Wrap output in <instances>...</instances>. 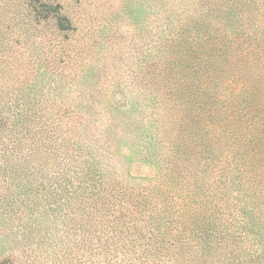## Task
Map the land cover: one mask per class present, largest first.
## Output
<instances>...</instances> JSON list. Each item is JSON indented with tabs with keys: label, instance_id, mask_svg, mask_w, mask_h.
<instances>
[{
	"label": "trees",
	"instance_id": "obj_1",
	"mask_svg": "<svg viewBox=\"0 0 264 264\" xmlns=\"http://www.w3.org/2000/svg\"><path fill=\"white\" fill-rule=\"evenodd\" d=\"M55 4V28L68 29L57 19L72 18ZM165 24L155 70L142 69L153 108L133 119L136 143L116 148L125 174L93 149L83 114H62L25 75L11 80L0 55V178L28 207L31 193L53 191L80 231H126L124 248L148 257L264 264V38ZM8 39L0 37L4 52ZM133 160L153 175H133Z\"/></svg>",
	"mask_w": 264,
	"mask_h": 264
},
{
	"label": "rangeland",
	"instance_id": "obj_2",
	"mask_svg": "<svg viewBox=\"0 0 264 264\" xmlns=\"http://www.w3.org/2000/svg\"><path fill=\"white\" fill-rule=\"evenodd\" d=\"M56 1L33 0L30 7L29 0H0V22L10 23L8 29L0 27V37L9 38L0 55L11 80L25 75L35 92L54 101L62 114H83L91 123L85 133L93 149L119 174H125L127 160L116 148L136 143L133 119L153 108L146 103L142 69L155 70L166 22L205 35L264 38V0H59L73 22L70 26L58 18L69 27L59 30L51 19ZM132 165L133 175H153L141 162L133 160ZM52 193H31L34 200L28 207L21 200L24 195L11 192L0 178V264H187L127 250L122 245L128 241L126 231L119 235L92 226L80 231L72 219L74 210ZM134 239L143 247L147 238Z\"/></svg>",
	"mask_w": 264,
	"mask_h": 264
}]
</instances>
